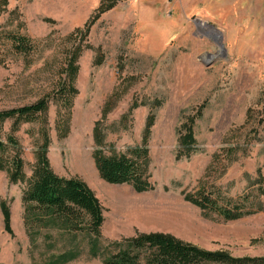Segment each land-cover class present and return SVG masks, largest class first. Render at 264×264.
I'll return each mask as SVG.
<instances>
[{"label": "rangeland", "instance_id": "374dc122", "mask_svg": "<svg viewBox=\"0 0 264 264\" xmlns=\"http://www.w3.org/2000/svg\"><path fill=\"white\" fill-rule=\"evenodd\" d=\"M101 2L7 0L0 10V112L49 97L51 167L82 180L99 199L102 247L161 233L208 251L264 257V184L256 182L259 171L264 176V0H125L87 37L76 36ZM11 34L28 37L31 51H16ZM80 45L79 93L67 125L59 122L60 103L52 97ZM116 91L104 119L107 155L140 146L148 117L156 116L149 142L155 188L146 193L108 184L96 169L94 128ZM199 113L193 125L199 151L178 160L182 126ZM41 133L38 122L14 132L12 120L0 132L4 143L10 136L18 140L26 175L12 184L11 166L0 171V264H47L73 248L81 255L69 264H103L90 253V235L26 227L23 195ZM199 192L218 197L221 205L248 197V209L263 210L225 221L185 199ZM2 202L10 209L12 233L4 227Z\"/></svg>", "mask_w": 264, "mask_h": 264}, {"label": "trees", "instance_id": "16d2710c", "mask_svg": "<svg viewBox=\"0 0 264 264\" xmlns=\"http://www.w3.org/2000/svg\"><path fill=\"white\" fill-rule=\"evenodd\" d=\"M122 1L125 0H102L85 28L76 31V36L87 37L94 23ZM6 5L7 0H0V10ZM9 37L16 51L20 53L31 51L32 45L28 37L14 34ZM82 51L81 45L72 51L65 71L67 80L52 97L60 103L59 122H65L67 125L70 124L73 101L79 93L75 82L79 72L77 63ZM102 58L98 57L95 64L101 65ZM118 96L117 91L110 96L102 110V118L96 122L94 128L93 157L96 169L101 179L108 184L130 185L136 192L146 193L155 188L151 182L149 142L156 116L152 113L148 117L140 146L130 148L124 153L114 152L107 155L103 149L106 138L103 132L104 119L115 106V98ZM49 106L50 99L46 97L32 105L0 112V132L7 120L13 121L14 132H17L24 123L38 122L42 127L43 143L38 149L36 168L23 195L25 224L28 230L45 227L57 229L64 234L90 235V253L93 257L103 259V264H264V257H234L225 252L208 251L161 233L140 234L112 246L102 247L101 229L104 223V210L99 199L85 182L77 178L59 176L51 167L48 158L50 140L46 133ZM138 106L137 103L134 104L132 111ZM201 114L183 124L179 139L178 160L189 159L199 151L193 125ZM8 151H11L9 158L6 157ZM0 153V171L11 166L10 182L12 184L24 182L26 180L25 162L18 140L13 136L8 138V143L0 140ZM256 182L264 184L261 171L258 173ZM259 191L264 194V187H260ZM185 199L203 212L216 214L225 221L240 220L263 210L259 208L255 212L248 209V197L240 202L230 201L225 205L220 204L218 197L204 192L187 195ZM1 207L5 230L12 233L10 209L5 202H2ZM80 255L81 252L73 248L51 257L47 264H69L76 261Z\"/></svg>", "mask_w": 264, "mask_h": 264}, {"label": "bare ground", "instance_id": "6f19581e", "mask_svg": "<svg viewBox=\"0 0 264 264\" xmlns=\"http://www.w3.org/2000/svg\"><path fill=\"white\" fill-rule=\"evenodd\" d=\"M214 57V56H213Z\"/></svg>", "mask_w": 264, "mask_h": 264}]
</instances>
